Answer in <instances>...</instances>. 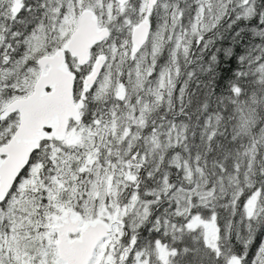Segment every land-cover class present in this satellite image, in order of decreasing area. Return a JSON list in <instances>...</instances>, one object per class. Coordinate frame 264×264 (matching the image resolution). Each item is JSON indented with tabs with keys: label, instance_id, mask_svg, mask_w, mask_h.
Instances as JSON below:
<instances>
[{
	"label": "snow or ice",
	"instance_id": "snow-or-ice-1",
	"mask_svg": "<svg viewBox=\"0 0 264 264\" xmlns=\"http://www.w3.org/2000/svg\"><path fill=\"white\" fill-rule=\"evenodd\" d=\"M0 264H264V0H0Z\"/></svg>",
	"mask_w": 264,
	"mask_h": 264
}]
</instances>
